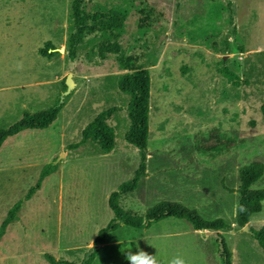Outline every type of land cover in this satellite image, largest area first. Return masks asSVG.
I'll return each mask as SVG.
<instances>
[{"label": "rangeland", "instance_id": "1", "mask_svg": "<svg viewBox=\"0 0 264 264\" xmlns=\"http://www.w3.org/2000/svg\"><path fill=\"white\" fill-rule=\"evenodd\" d=\"M87 1L96 17L99 7L118 0ZM215 1L136 0L150 20L141 30V14L132 11L122 44L131 60L145 62L152 75L149 175L121 205L141 214L160 201H177L207 219L224 218L234 226L220 232L233 264H264V252L251 231L264 225V204L252 216L249 231L235 219L240 168L264 163V0H222L224 5L232 2L235 26L224 12L220 32L206 33L209 46L201 38L183 36L202 27L200 20ZM69 2L0 0V129L20 121L25 112L64 104L50 127L24 130L0 148V226L43 168L58 166L9 226L0 242V264H52L47 254L81 262L113 218L110 195L139 167L137 149L125 140L129 97L117 88L121 72L115 56L96 66L85 57L76 64L66 58ZM227 37L244 52L225 49ZM49 41L65 52L53 58L40 55ZM83 53L87 59L92 55L88 48ZM224 66L238 74L240 86L221 74ZM69 74L74 88L65 94ZM115 107L108 117L116 129L113 152L103 154L99 140L70 148L101 111ZM263 186L264 175L254 187ZM136 247L155 255L157 264L176 256L186 264H221L216 232L196 231L188 221L174 218L143 229L121 224L98 247L93 264H128L125 253Z\"/></svg>", "mask_w": 264, "mask_h": 264}, {"label": "trees", "instance_id": "2", "mask_svg": "<svg viewBox=\"0 0 264 264\" xmlns=\"http://www.w3.org/2000/svg\"><path fill=\"white\" fill-rule=\"evenodd\" d=\"M138 9L141 17L138 27L144 29L150 20L145 9L136 5V0H118L112 5H104L95 11L96 17H92L88 10L87 0H70L68 12L66 58L70 64L78 63L85 57L90 65H99L106 61L110 56H115V61L120 72L116 76L118 90L129 97L127 113L129 126L125 133V140L138 151L140 163L135 172V176L122 183L117 191H114L109 199V208L113 214L111 222L106 228L99 231L95 237L94 246L88 251L86 257L81 262L57 260L47 254L46 257L52 264H93L99 246L108 242L111 232L116 231L121 224L137 229L149 228L154 223L174 218L186 220L190 223L193 230L212 231L218 234L221 245V264H233L232 251L229 249L225 236L221 231H232L234 226L224 218L207 219L201 212L186 204L177 201L163 200L148 208L141 214H132L121 205L123 198L130 192L138 189L144 179L148 177V149L150 136V112H151V90L152 75L149 66L145 62L132 61L123 47V37L127 33V21L131 12ZM224 12L228 13L227 22L234 25L232 2L227 1L226 5L222 0L212 2L206 15L200 20L203 25L198 31H187L185 35L190 40L201 38L204 44L208 45L209 37L207 31L220 32L219 23ZM94 15V16H95ZM223 26V25H222ZM235 26V25H234ZM197 35H196V34ZM236 34V28L232 30V35ZM182 37V35H181ZM229 37L224 40V48L233 53H242L241 47H233ZM209 46V45H208ZM88 48L91 50L90 57L87 59L83 51ZM56 46L49 41L40 48L39 53L43 57L53 58L58 51H54ZM91 60V61H88ZM223 63V60L221 61ZM221 74L226 77L233 85L240 86L241 81L238 74L229 67L224 66L220 69ZM66 84V83H65ZM64 104H56L46 110L36 113L25 112L22 119L8 128L0 129V148L8 138H11L27 129H46L57 119L63 109ZM118 110L117 107L101 111L83 130L82 138L79 142L70 145V148L78 149L88 142H97L103 154H109L117 146L116 129L109 124L108 117ZM264 112V105L262 107ZM58 166L47 165L43 168L37 183L26 193L23 200H19L8 211L5 219L0 226V242L6 235L11 224L19 220L25 201H29L42 189L44 181L57 171ZM264 175V163L253 161L239 170L240 187L237 189L239 202L236 209V225L244 228L247 226L254 214L263 210L264 186L255 188L254 185ZM225 189L234 192V189L223 185ZM252 236L258 241L264 252V225L258 230H252Z\"/></svg>", "mask_w": 264, "mask_h": 264}, {"label": "clouds", "instance_id": "3", "mask_svg": "<svg viewBox=\"0 0 264 264\" xmlns=\"http://www.w3.org/2000/svg\"><path fill=\"white\" fill-rule=\"evenodd\" d=\"M131 243L132 245H136L137 241L133 239ZM125 258L128 261V264H157L155 255H150L139 249V247H136L135 252L132 251V248L127 250L125 253ZM168 264H186V262L182 257L176 256L173 257L168 262Z\"/></svg>", "mask_w": 264, "mask_h": 264}, {"label": "water", "instance_id": "4", "mask_svg": "<svg viewBox=\"0 0 264 264\" xmlns=\"http://www.w3.org/2000/svg\"><path fill=\"white\" fill-rule=\"evenodd\" d=\"M54 51L65 52V48L55 49ZM72 75H73V74H69V76L67 77V79H66V81H65V82H66V86H67V90H66L65 94H69L70 91L74 88V83H73V81H72V79H71ZM244 229H245L246 231H249V227H248V225L245 226Z\"/></svg>", "mask_w": 264, "mask_h": 264}]
</instances>
